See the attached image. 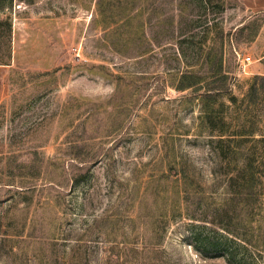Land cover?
Masks as SVG:
<instances>
[{
  "label": "rangeland",
  "instance_id": "374dc122",
  "mask_svg": "<svg viewBox=\"0 0 264 264\" xmlns=\"http://www.w3.org/2000/svg\"><path fill=\"white\" fill-rule=\"evenodd\" d=\"M6 17L0 264H231L196 234L221 242L260 218L234 210L244 155L218 128L253 132L264 183V0H0ZM221 35L217 101L177 89L183 71L212 80ZM241 254L264 264V249Z\"/></svg>",
  "mask_w": 264,
  "mask_h": 264
},
{
  "label": "trees",
  "instance_id": "16d2710c",
  "mask_svg": "<svg viewBox=\"0 0 264 264\" xmlns=\"http://www.w3.org/2000/svg\"><path fill=\"white\" fill-rule=\"evenodd\" d=\"M212 2L213 0H207ZM224 2V0H222ZM224 8V3L222 4ZM251 27L249 24H246L243 29ZM259 27V26H257ZM258 29V28H257ZM257 30H254V33ZM255 34H252L254 37ZM13 23L9 17L0 18V65L11 64L13 57ZM219 38H222L221 46L214 44L211 49L208 51V60L209 68L212 71L213 75L212 80H206V85L203 86L202 81L207 79L206 76L197 74L192 70L183 71L180 73L179 79L175 87L179 90L188 89L191 87H197L196 89L206 88L201 96L208 101H217L219 93L226 88L228 74L225 72V60H224V40L223 35ZM209 70V71H210ZM260 81V83H259ZM2 85V80L0 78V86ZM260 85V86H259ZM263 87L264 88V74H257L254 79L252 86V93H257V91ZM234 100H237V97L234 96ZM213 123V122H212ZM217 127L214 123L213 126ZM219 140L218 141H227L230 143L234 141V157L235 153L242 151L244 156V163L239 165L237 162L235 168L238 170V173L242 175L240 181V188H234V197L232 202H234V210L244 212L245 210L251 211V208L256 211L259 210L260 218L256 219L255 226H250L246 233L239 232L234 230L232 233L229 228H224V232H217V236L223 241H216L218 237H214V234L208 233L206 236H201L202 232L196 234L197 242L199 243L200 250H204L208 253L216 254L219 251H222L231 264H243L244 263V254H241L242 249H248L250 246L257 251L264 249V183L262 180L261 174L257 170V162L259 158L252 152L250 146H243L242 141L244 137L248 134H253L252 131L243 132L241 130H235L234 136L228 134L227 130L224 128H218ZM224 135H227L226 137ZM242 149V150H240ZM223 151V150H222ZM223 153H226L223 151ZM262 157V156H261ZM263 159V157H262ZM235 176V175H234ZM239 176V175H238ZM254 219V218H253ZM252 219V220H253ZM252 229V231H250ZM231 232V233H230ZM232 234V235H231ZM243 257H242V256Z\"/></svg>",
  "mask_w": 264,
  "mask_h": 264
},
{
  "label": "built area",
  "instance_id": "2783aa9c",
  "mask_svg": "<svg viewBox=\"0 0 264 264\" xmlns=\"http://www.w3.org/2000/svg\"><path fill=\"white\" fill-rule=\"evenodd\" d=\"M252 61V58H251V56H246V57H243L242 58V62H243V64H248V63H250Z\"/></svg>",
  "mask_w": 264,
  "mask_h": 264
}]
</instances>
